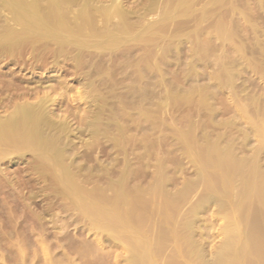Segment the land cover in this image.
Segmentation results:
<instances>
[{
  "label": "rangeland",
  "instance_id": "rangeland-1",
  "mask_svg": "<svg viewBox=\"0 0 264 264\" xmlns=\"http://www.w3.org/2000/svg\"><path fill=\"white\" fill-rule=\"evenodd\" d=\"M98 1L104 3L103 0H98ZM145 1H147V0H121L120 1L123 8H125V9L127 8L126 9L127 11H132V12H130V14H131L130 16H131L132 20L134 17L136 18V15H138L139 12L143 16V17H141V15H140V18H142V19L136 18L133 20L134 22L139 20L140 22H138L139 24L137 23L138 24L137 26H140V28H143L139 31L140 38L139 37L138 38L136 37L137 39L135 38L136 39L135 41H137L140 44V46L136 42L137 45H135V46L133 45L132 48L130 47L132 49L130 51V52H132V54L128 53V54H126V56L124 55L125 58L122 55H118L115 58L119 59V60L112 59L111 61L108 62L109 64L107 63L108 65L113 67V68L111 67L112 69L115 70V67L117 66L118 63L121 67H125L126 63L130 64V61L134 60L133 62L137 63L139 65V67L141 68V67H143V64L145 65V62H146L145 60H147L149 58V56L152 55L151 56V65H153V67L151 66V70H150L151 71V81L149 82L147 78H144L145 75H143L144 77H141V79L139 80L140 82L138 81L140 84H138L136 87L139 88V87H143L144 85H147V87L150 89V91L152 93L151 94L152 98L150 97V99H151L150 102H152V103H149V105L151 104L150 105L151 106V109H150L151 115H150L149 121L151 124L150 127L153 130L149 128L148 122L144 119V117H142L138 113L141 111V104L143 105L142 106V108H143L145 104L148 105V102L147 101L142 102V100H140L139 97L142 98L143 95H141V94L138 95L139 92L136 93L137 91H135V96H136L135 98H137V97L139 98V99H137V102H138V100H140L139 102H142V103H140V105L137 102H136L137 104L135 103L136 106L138 105V107H136L137 109L135 110L134 115L140 116L139 123H137L134 119L133 120L135 123H137L136 125H139L140 127L138 126L139 128H136V125L134 123H132L133 121L131 122V120H132L131 118L125 117V118L119 120L120 123L125 127V128L123 127V129H125L124 131L126 132V130H127L126 134H128L126 136L124 131H123L124 133H121V137L122 138L124 137V139H121V141L127 140V142L123 141L121 143H123L125 147L127 146V143H128V146H129V147L127 146L126 149L124 146H121V145H123L121 143H120L121 145L119 144L120 147L117 146L115 148L112 146V143H111V141H109L110 139L108 138L112 135L111 133H109L110 135L107 136V138L106 137L102 138L101 137L102 135L101 136L98 135L99 137L97 136V138H94L95 136L90 135V133L85 130V127L83 125L84 122L82 119L80 120V118H82L83 115H85L84 113L88 112L89 108L94 107V105H93L94 102L93 103L87 102V101L85 102V100L83 98V91H85L84 82H83L84 78L82 75H79V73L81 74L80 70L76 71L69 61L68 62H66V61L60 62V64L58 66L51 67V63L48 59L46 62H49V63L48 64L46 62L44 63L45 65L47 64V66L43 65V67L36 68V70H35L33 68L28 67L27 65L25 67H22L21 65H24V64H21L20 62L18 63L16 61H8L7 59H6V61L0 60V94H2V96H4L6 92L8 93V91H15L14 89H16V88H18V89L20 88V90H21L22 87H18V85L20 86V84H21V86H23V89H26V87H29V85L32 86L34 83L37 85L38 83H36V81L38 79H39V82L41 80L42 83L41 82L40 83L42 84V86H43V84L45 86L43 89L40 88L39 91H54V93H57V94L63 93V97H65V98H62L63 99V100H61L62 103H59L56 111L59 112L58 115L60 114L61 116L59 115V117H61V118H64L65 115H66L65 118L69 117L67 120L69 121V124L72 126V128L70 127L72 129V136L70 135V137H71V140L75 143V149H77V151H78V153L76 155L77 157L75 158L76 161L79 160L78 163L80 164V160H81L82 165H87L85 167L90 166L91 168H89V167L88 168L91 169V172L93 173V175L91 174L90 179H94V180H91V181L89 180L90 183H88V181H86V182H84L85 183L84 185L87 188H90V186H92V185H93L92 186L93 188H98L99 186L106 187L105 190L106 191L108 190L106 193L110 195L112 192L115 191L114 186H115V184H117L115 182V179L117 180V178L119 177V174L121 173V171H123L122 173L125 176V178H124L125 181H123V182H125L127 184L128 190H130L129 187L133 188L132 191L130 190L131 192L128 191L127 188L125 189L126 191L130 192L129 195H127V197L128 196L129 197H131V196L135 197L136 195H138L135 199L130 198V201L131 200H134V202H135V200L137 201L136 203L131 201L134 203V206L133 205L132 206H133V209L135 208V216L139 220H141V218L143 217L142 221H144V222H141V224L144 223L145 227L143 226L144 225L143 224L140 227L141 228L140 231L142 230L141 232L147 233V235H148L147 240L154 245L156 244V246L159 249L160 248L162 249L161 250L162 253L159 254L158 256H156V263L157 264H165V263H167V264H209L212 261L213 257L215 256V254H217L220 246L225 241L227 235L235 233V232L237 234L240 233L239 226L243 225V224H241L242 222L240 223V221H242L243 218L244 219L246 218L245 219L246 222H244V226H246L248 229H251V230H253V228L255 229V227H256V221L254 219L255 211L249 209L248 205L246 204L247 202L245 203V205H243L244 204L243 200H242L243 202L241 200L239 201L240 205L243 203L240 206L241 207L240 209H242L241 210L242 217L238 216L239 214L236 215L234 208L231 207L230 202L226 203V201H223L224 203H222V206L221 205L218 206V204H216V203H211L207 206L205 205L204 201H205V198L209 192H207L208 190H206V188L204 189V186L202 185V183L199 182L200 181L199 176H200V171H201L202 166L200 165L201 163L199 162V160L195 159V157L192 156L193 152L190 149H187V146L185 144V142L187 141L186 138L187 137L190 138L191 135L189 133L192 132L191 134H193V135H192L191 139H194L193 138V136H194L195 140H191V141H194L195 144H197L199 142L202 143L203 141H205L204 140L205 137L207 139H210V140L212 138L214 140H219L220 143L222 142L221 144H223V143L225 144V142H228L232 139V142L231 141L230 142H231V144L233 143L232 146L235 147V148L233 147V149H234L235 155L237 154L236 155L237 158H246V157L247 158H250V157L253 158L255 156H258V154H259V157H257L256 167L258 166L257 169L258 170L260 169L263 171L262 175L264 176V150H262V149H261L262 151L259 150L260 148L264 147V140L261 141L262 140L261 136H260L261 139H259V137H258L259 134L257 133V132H259V130L257 131L258 128H256L258 125H260L261 119L263 120V123H264V119H263L264 117L262 116V115H264V110H263L264 108L262 107L264 105V77H263L264 74L262 75V73H261V72L264 73V70L260 68L261 72H259V67H260L259 61L262 60V59H260L262 57L257 56L258 54L253 56L254 53L250 54V55H249V53L248 54L246 53V56H247L246 58H249V61L251 60L250 63H252V61L255 62V65L258 66V68L256 66L254 67L253 63L251 64V66L256 68V70H258V72H256L255 69H253L254 71H252V70H250V68H247L246 69L247 71L243 70L245 62L243 61V59H240L241 55L236 50H234L235 48L231 47V49H233V51L231 49L227 48L228 47L227 45H226L227 47L225 46L226 51H225V49L222 48L224 50V52L223 51H221V52H223V53L228 52L227 53L228 56L225 54L228 58H230L229 54H231L230 56L233 55L232 56L233 58H230V59H234V64L230 68V65L228 62L230 60H228L227 61L228 64L226 63L225 65H227V67H229L230 70H234L236 68L240 69V67L242 66L241 68H243L242 71L244 72L243 73L240 70L241 73L238 76L239 78L236 77L238 79L234 81V83H236V85L234 84L232 87L226 86L225 88L222 85L223 87L221 86V89H220V86L216 87V88H212L214 86H218V84L212 83V81L213 82H215V81H214V79L210 78L209 75H212V74L214 76L216 74L218 75L219 69L216 71L215 68H219V67H215V68L213 67V70H211L212 68H211L210 64L213 63V60L210 58L213 57L211 55H217V53L219 54L220 50H222V49L212 50L211 52L214 54L209 53V56H210V57L208 56L209 57V60H208L209 64L204 65L202 60L201 61L196 60L195 63L197 64V66H195V68H196V73L198 75L200 74L198 76L199 78L196 77L194 79V77L192 76L194 73L192 75H189L192 77H188V75H186V71L184 72L183 70H186L185 67L187 66V63H188L187 61H190V59L192 57V55H188V54L189 53L192 54L194 52V51L192 52V50H194V48H196V47H197L196 49H199L201 46V48L199 50H202V47H204V45L202 46V44L204 42L203 40L206 38L205 35L207 33L209 35L208 31L211 30L209 27L210 24H208L207 22L213 23L216 19H219V18L221 20L224 18L222 21V23H224V24L231 25L229 22H231V23L233 22V24L238 25V26L235 25L236 29L238 27V29H237L238 34L236 33L235 37H233V39L235 38L232 42L234 47L235 46L238 47V46L242 45L243 43H246V41L248 42V39L250 40V42H249L250 44L246 43V44H249V45H247L248 47H250V45L255 41L261 42V44L260 43H257V44L262 45V43L264 41V32H263L264 31V29H263L264 28V21H263L264 20V6H262V4H264V0H262L263 3L260 0H258V1H260L259 4L262 3L260 6L258 5L261 8L260 11H259L260 8L258 9V6H257V4H258L257 0H256L257 3L255 0H250V1L249 0H241V1L240 0H231V2L234 1V3L237 4L236 6H234V8L230 7L231 6L230 0H225V1H228L226 5H228V3H229V5L227 7H226V5L222 7L221 6L222 3L221 4L217 3L218 5L220 4V7L216 6V9L219 8V10L218 9L213 10L212 8H214V7L210 8V11H215L214 12L215 15L213 14V12L210 14V11H209V13H207V16H205V20H203L204 23L208 26L203 25L204 24L203 21H199L198 20V14H196L199 10H200L199 12L201 13L202 9H200L199 7L202 5L204 6V4L206 3L205 1H207V0H205V1L204 0H202V1L198 0L199 2L201 1L204 4L199 3L200 4L199 5L198 3H196L198 1H196L195 2L196 4L194 3L193 4L194 6H191L190 9L194 11L193 12L194 14L191 11H189V12L187 11L185 14H182V15L179 14L180 16L179 15L176 16V13H175L174 17H172V20H171V15L166 14V13H165L166 14L165 15L164 12H162L164 10V7L161 8L160 5H159L160 8L159 7H157V8H158V10L162 9L161 11L160 10L158 11L157 8L155 7L151 11L145 12L146 13L145 14L144 11L147 8L146 3L149 4L148 1L147 2H145ZM209 1L211 2L213 0H209ZM252 1L253 2L255 1V3H253ZM150 2H151V6H152V0H150ZM237 2L240 3L241 5L240 4L238 5ZM223 3L225 4V2H223ZM231 4H233V3H231ZM254 4H255V8L253 9ZM225 7L226 8L230 7L231 9L229 8L230 10H228V9L227 10L230 11L229 13H231V14L234 11L233 15H231V14L229 15V13L225 14V12H226V10H224V9H226ZM243 11L247 12V13H245V15H244ZM239 12H241V14ZM135 13H138V14H135ZM189 13H190V15H189ZM158 14L160 16H158ZM208 14H209V16H208ZM218 15H219V17H218ZM238 15H239V18L237 17ZM240 15H241V17H240ZM242 15H243V17H242ZM192 16H194L195 18H193ZM216 16H217V18H216ZM246 17H247V19H246ZM186 18H188L189 20ZM192 18L194 19L193 21H192ZM208 18H210V19H208ZM234 18L237 19L238 22ZM158 19H160V20L162 19L161 20L162 23L160 21H158ZM211 19H212V21H211ZM229 19H230V21H229ZM143 20H144V22H143ZM155 20H156V22H155ZM206 20H208V21L206 22ZM225 20H226V22H225ZM243 20H245V21H243ZM166 21H168L170 23H168V22L166 23ZM194 21H197L196 22L197 24ZM249 22L250 23L252 22L250 25H252L253 27L255 25V27H256L255 31H254L253 27H252V30L244 31L246 29L251 28L250 25L247 26L248 28L245 26V25H248ZM158 23H160V24H158ZM175 23H176V26H174ZM179 23L182 25H180ZM184 23H186V24H184ZM140 24H143L144 27ZM189 24H190V27L187 26ZM261 24H263V25H261ZM152 25H155V27L153 26V30L155 31V29H156V32L153 31V33H155V35L152 34V30L149 28V27L152 28ZM197 25H199V26L201 25V26L199 27ZM147 26H149V27H147ZM171 26H172V28L174 26L175 30H174V28H173V30H171L172 29ZM210 26H212V24ZM231 26H232V28H234L233 27L234 25H231ZM145 27H146V29H145ZM163 27H165L164 30L162 29ZM176 27H177L178 33L176 30ZM181 27H183V28H181ZM188 27H189V29H188ZM196 27H197V29H200V31L202 29H205L204 27H206L205 30L207 32H205V30L201 31V33L202 32L206 33L205 35H203V33H202V35L205 37L204 38L202 36L203 40L200 37L201 33L199 31V33H200L199 34V40H201L203 42H200L199 40H197V42L199 41L201 44L199 42L197 43V42L193 41L194 43L191 46L192 42L190 43V41L188 42L187 40H185L183 42L184 39H182L181 41L183 42L182 43L183 45L180 44L178 49L174 48L172 45H170V47L168 49L166 47L164 48V45H163V48H160L162 46L160 41H157V40H155L157 42L153 41L155 38L156 39L158 38V37H155L157 34H158L157 36H160V38L163 37L165 40L168 39L165 37H170V35H172V36L182 35V38H183L184 34L186 35L188 33H191L192 31H190V29L194 30V29H196ZM208 27H209V30H207ZM148 28H149V30H148ZM166 28H168V29L171 28L170 29L171 32L167 29V33H165ZM236 29H235V32H236ZM262 29H263V31L261 32ZM146 30H148L149 32L151 30L150 33L152 36L150 35L149 32H148L149 33L148 35H147V33L144 35L143 33H145ZM160 30L164 35L160 33ZM212 30H214V29L212 28ZM241 30L243 33L241 32ZM141 31H143V32L141 33ZM251 31L256 32V33H253V32L249 33ZM180 32H182V33H180ZM185 32H188V33H185ZM168 33H169V35H167ZM214 33H217V32L215 31ZM246 34H247V36H246ZM212 35H213V38H214V36H216L215 34H213V32H211V36ZM144 36H145V38H143ZM149 36H151V37H149ZM141 37H142V39H141ZM246 37H247V39H246ZM139 39H140V41H138ZM143 39H144V41L141 42V40H143ZM147 39L148 40L150 39V41H148ZM241 39L243 41H240ZM244 39H245V41H244ZM214 40H216V39L214 38L212 40L210 38L209 43L213 44L212 42H214ZM235 40H237V41H235ZM135 41H132V42L129 41L126 44L128 46L130 44H133V42L135 43ZM186 41L188 43H186ZM217 41H218V39L216 40V42ZM251 41H253V42L251 43ZM147 42L150 44H148ZM154 42L156 43V45L158 42L160 44L158 43L159 44L158 46H153V45H155ZM216 42H214V43L216 44ZM236 42L238 43V45ZM151 44H153V45H151ZM188 44H189V46H188ZM194 44L196 47L194 46ZM220 44H218L219 48L222 47V46H219ZM135 47H136V49H134ZM180 47H183V48H180ZM190 47L191 48L193 47V49L190 50L191 49ZM248 47H246V48H248ZM125 48H127V47L125 46L121 50L130 49L129 46H128V49H125ZM149 48H151V50H149ZM163 49L164 50L167 49V50H165L166 52L163 51ZM181 49H182V51H181ZM218 50H219V52H218ZM142 51H144V52H142ZM150 51H152V52H150ZM197 51L198 50H196L195 52H197ZM213 51H216V52H213ZM234 51H235V54L233 53ZM133 52H134V54H136L135 55V57H137L136 60H135V57L133 56L134 55ZM161 52H163V53H161ZM141 53L143 55H141ZM144 53H145V56H144ZM157 53L159 54V56L156 55ZM170 53H172V54H170ZM173 53H175V54H173ZM129 54H131L130 56H133V57L128 56ZM154 54H155V57H153ZM236 54L239 55V56L238 55L237 56L240 57L239 58L240 64L242 63L243 65L241 64V66H240L239 62L237 63L238 57H236L237 61H235L236 60V58H235ZM179 56H180V59H179ZM251 56H253V57H251ZM126 57H127V59H126ZM145 57H148V58H145ZM258 57H259V60H258ZM152 58H155V59H152ZM163 58L165 60L166 59H169V60H166V62H165V60ZM120 59H121V61H120ZM127 60H128V62L124 63ZM142 60H144V62ZM103 61H104V63H106L105 58L102 59V62ZM112 62L115 65V67H114V65H112ZM141 62H143V63H141ZM162 62L163 63L165 62V64H163ZM192 62L194 63V60ZM201 62L204 66L200 65ZM122 63L124 64V66H122ZM153 63H155L156 65ZM230 63H232V62H230ZM260 63H261V61H260ZM18 65H19V67H18ZM234 65L235 66L238 65V66L234 68ZM159 66H161V67L158 68ZM157 68L160 69V73L157 71ZM204 68L205 69L207 68L206 72H204V70H205ZM142 70H144V68H142ZM155 71L158 73H155ZM210 71L212 72V74ZM213 71L217 72V73L214 74ZM161 73H163V74H161ZM156 74H158V76ZM206 74H209V75H206ZM201 75L202 76L204 75L206 77L203 78L204 77L203 76L202 79H200ZM121 76L120 75L113 76V80L118 79L117 83H120L119 84L120 87L118 86L116 91H113L114 93H112V94H115L117 91L119 92V94H118V92L116 93L119 96L117 95L118 97L113 99L115 104H116V105L114 104L113 109L115 108V110L116 111L118 110L119 112L125 111L127 114V113H130V110H129L130 107L126 106V104L124 103L126 99L123 96V93L125 91L129 90L130 87H127L124 84H126V83L128 84V81H130V80H129V77H127V75H124L127 78L124 77L123 75H121ZM241 76H243V77L241 78ZM208 77H209V81L212 79V81H210V83L214 86L207 87V84L209 83V81L207 80ZM35 78H36V80H35ZM142 78H144V79H142ZM8 79H9V81H8ZM192 79L194 81H191ZM197 79H199L200 81ZM95 80H97V78ZM125 80H127V81H125ZM203 80H204V82H203ZM206 81H207V84L205 85L206 87L203 88L204 83H206ZM58 82H59V84H58ZM122 82L124 83L123 85L125 87L121 85ZM16 84H18V85H16ZM45 84H47V85H45ZM49 85H53V88H51ZM208 86H211V85H208ZM12 87H13V90H12ZM48 87L50 88V90ZM145 87L146 86H144V88ZM190 87H192L191 88L193 90L192 92H191ZM154 88H155V90H154ZM175 88H176V90L178 89L179 91H176ZM183 88H185V89H183ZM197 88H199V89L197 90ZM200 88H202L203 90L205 89V92L207 91V93L209 94V98L206 97L207 93H205ZM206 88H208V89L206 90ZM209 88L211 91L209 90ZM230 88H233V89L230 91ZM189 89H190V91H188ZM105 90L104 91L100 90L102 92L97 90V92H99V94L101 93L100 95L103 96ZM199 90L200 91L202 90V92H200ZM212 90H215V91H212ZM160 91L164 95L167 92H168L167 94H170L169 91H171L172 96L169 95L170 98L168 96L165 99V98H163L164 96L163 97L161 96L163 94ZM185 91H186V93H185ZM187 91H188V93H187ZM198 91L200 93H198ZM203 92H204V95L206 94L205 98L203 97L204 95L201 94ZM54 93L52 92V94H54ZM155 93H158L160 95H158V94L155 95ZM189 93H191V94H189ZM212 93H213V95H212ZM57 94H55V95H57ZM176 94H177V96H176ZM186 94L187 95L189 94V96H187ZM109 96H111V95H109ZM200 96H202V97L200 98ZM161 97L163 99H161ZM159 98L161 100H159ZM108 100H110V98ZM121 100H122V102H121ZM186 100H188V101H186ZM167 102H169V103H167ZM160 103H163L165 105L160 104ZM252 103L254 105H252ZM109 104L110 103L108 102L107 105H109ZM147 105H146V107H147ZM153 105H154V107H152ZM159 105L161 107H163V106L164 107L161 108ZM203 105H204V107H203ZM116 106L117 107L119 106L118 109L116 108ZM244 106L248 107V108H244ZM157 107H160L161 109L160 108L158 109ZM261 107L263 109H261ZM138 108H140V109H138ZM156 108H157V110H155ZM259 108L262 110L263 114H261V110ZM85 110H86V112H85ZM241 110H243L244 113ZM255 110H257L255 112L256 114L254 113ZM67 115H71V116L67 117ZM129 119H131V120L128 121ZM212 120H213V122H211ZM124 122H131V124L130 123L125 124ZM227 123H229V125ZM127 124H128V126H127ZM145 124L148 126V128H147V126H145ZM255 124H257V125H255ZM132 126L135 127V129ZM153 126H154V128H153ZM127 127H128V129H126ZM144 127H145L144 131H146V129L151 130L149 132V134H148V131L144 132L142 130ZM184 127L186 129H184ZM190 128H191V130H189ZM131 129L133 130L132 132L130 131ZM115 132L116 131H114L113 133H115ZM130 132L131 133L134 132L132 134V136H131ZM244 132H247V133H244ZM185 133L188 134V136L186 135L187 137L185 136ZM202 133L205 136H202L203 135ZM242 133H244V136H245V134H248V135H246L248 138L246 136H245L246 137L245 139H244V137L242 138V135H243ZM140 134H142V135H140ZM196 134L198 135L197 138H196ZM134 135H135V138L133 137ZM128 136H130L131 138ZM201 136L203 137V139ZM91 137H92V139H94L93 141L90 140ZM147 137L149 139H147ZM226 138L227 139L230 138V140H227ZM85 139H87L86 141L90 142V143H88L87 146H83L84 142H86ZM213 139H212V141H213ZM95 140H97V141H95ZM106 140L109 141V143ZM134 140H136V141H134ZM138 140L139 141L141 140V143H139ZM201 140H203V141H201ZM132 141L134 144L132 143ZM144 141H146V143ZM99 142H101V143L104 142V143L101 144ZM262 142H263V144H262ZM79 143H81V144H79ZM143 143H145V144H143ZM180 143H182V144H180ZM92 144H95V146L93 145V147H92ZM141 144H143V146ZM76 145H78V146H76ZM181 145L184 146L185 151H183L184 149ZM256 146H258L257 150H259V153H258V151L255 150ZM87 147H88V150H87ZM180 147H182V148H180ZM131 148L133 151L130 150ZM118 149H121V150H119L120 153H118L119 152ZM189 150L191 151V153ZM121 152H123V153H121ZM124 154H126V155H124ZM28 156H25L24 157L25 159L23 158V160H19L17 163L16 162L17 160H15V158L13 159V156L11 155L9 158L12 157L11 158L12 160L6 159V161L4 160L1 164V168L3 167V169H2V171H0V191H1L0 192V240H1L0 241V264H9V263L13 264L11 262L14 260V258H16L15 255L19 254L21 252H22V254L26 255V259H27V257H30L28 259L29 262H27V264L30 263L32 258L37 259L39 261V262L37 261L38 263H36V264H42V263L47 264L49 262L48 259H50L51 256H53L55 258H59V257L64 258L63 254L67 255L69 259L72 258L71 261L75 264H131L132 263L131 262V253H130L131 251L129 250L130 246H129V244L126 243L127 241L125 240V237L123 239V236H122V235L125 236V234L127 235L131 231L130 228L124 230L125 232L123 231V232H117V233L103 231L102 229H97V228L92 227L91 223L90 224L88 223V221H89L88 219H87L88 220L87 221V220H84V218H82L84 221H86V222H83V220L80 219L82 215H80L81 213H79L77 209H71L68 212L65 211V209L62 208V205L65 203L68 204L67 203L68 199L63 198V200H61L62 198H58V199L52 198L51 188H53V187L50 184L51 178L48 177L49 175H47V174H39L36 172H32V170L29 168V157ZM82 156H84V157H82ZM86 158H87L88 162H87ZM122 158L125 161H123ZM84 161H86V162H84ZM111 161H115V163L113 162L114 163L113 164ZM126 161H127V163H126ZM161 162H163L162 165L165 168L161 165ZM86 163H88V164H86ZM124 163L127 164L126 166H128V165L129 166L124 167V165H125ZM96 164H98L99 166ZM100 165H102V166L100 167ZM4 167H5V169H4ZM6 167H7V169H6ZM93 167L94 168L96 167V169H94ZM98 167H100V168H98ZM122 167H124V169ZM104 168H105V170H104ZM29 169H30V171H29ZM155 169H156V171H155ZM98 171L100 173H96ZM94 172L96 174H94ZM106 172H108V173H106ZM118 172H119V174H118ZM116 173L118 174V177H117ZM122 173L120 175H122ZM157 173L158 174L160 173L161 175H158ZM156 174L158 175V177H161V178L163 176L165 177L167 175L166 176L167 178L165 177L166 179L164 177H163V179H161L162 185H160V188H159V186L154 188L156 190L160 189V191H161V192H159L160 194H158L156 192V194H158V197L155 196L156 194L154 195V191H152V193L150 192L153 188V186L151 185L153 183V180H154V183L156 184L155 180L158 179V178H156L157 177ZM197 174L199 176H197ZM43 176H45V177H43ZM106 176H108L109 181L107 180ZM3 177H4V180H3ZM115 177H117V178H115ZM38 178H39V180H38ZM49 178H50V180H48ZM42 179H43V181H42ZM113 179H114V181H113ZM98 180H99V183H98ZM100 180H102V181L100 182ZM106 180L108 182H105ZM263 180H264V177H263ZM194 181H196V182H194ZM104 182L106 183V185L104 184ZM125 183H124V185H125ZM154 183H153V185H154ZM94 184L96 186H94ZM108 184L110 186L107 187ZM111 184H112V186H111ZM131 184H132V186H131ZM41 185H42V187H41ZM148 185H149V187H148ZM113 187H114V189H113ZM123 187L125 188L126 186H123ZM150 187H151V190H149ZM42 189H44V190H42ZM136 189H137V191H136ZM49 190L51 193H48ZM234 190H236V189H232V193H234L232 199H234L233 201L236 202L237 201L236 199H238V197L236 196L237 190L236 191H234ZM133 191L136 194H134ZM179 191H180V193H179ZM16 192L19 194L21 193V194L17 195ZM128 192H126V193L128 194ZM162 192L166 193V194L163 193L166 197L163 196V194H161ZM182 192H184V193H182ZM28 194H31V196H28ZM130 194H132V195L130 196ZM185 194H187V195H185ZM39 195H41V196H39ZM152 196H153V198H152ZM43 197H46V199ZM155 197H157L158 199H156ZM235 197H237V198H235ZM168 198L169 199L172 198V199H170V201L173 202V204L176 206L177 209L175 208V210L179 209L178 210L179 213H178V211H175V210H173L174 212L171 209L168 210L169 213L172 212V215L171 214L170 215H171V217H173V221H171L172 223L167 222L169 224L171 223L170 224L171 226L168 224V226L171 228H169L167 226V223H165V221H164L165 220L164 219L165 213L163 211L158 210V208H160V206H159L160 203H162L163 201H165ZM138 199L145 201V203L143 202L144 204L143 203L141 204V200H140V202H138L139 201ZM26 201H27L28 205L26 204ZM48 203H50V205H48ZM138 203H140V205H141L140 208H138V206H140ZM135 205L137 206L138 209L136 208ZM142 205H143V207H142ZM145 206H147V207H145ZM177 206H179V208ZM228 207H230V208H228ZM252 208L254 209V206H252ZM32 209L34 210V212ZM229 209L231 212L229 211ZM158 211L160 213H158ZM192 211H195V212H192ZM151 212H153L155 214L153 215ZM139 213H140V215H139ZM40 214L42 215V217ZM76 214H78L79 216H77ZM228 215H230L231 217L228 218L227 217ZM34 216H35V218H34ZM53 216H55V217H53ZM150 216H151V218H149ZM174 216H175V218H174ZM178 217L179 218L181 217V218L178 220ZM75 219H77V220H75ZM34 220H36L37 223L34 222ZM74 221L76 224L74 223ZM161 222L163 225L161 224ZM184 223H186V224H184ZM11 224H13L14 226ZM24 225L26 228L24 227ZM59 226H61V227L63 226V228H61V227L59 228ZM161 226H162V228H161ZM165 226L167 228L164 230ZM179 226L182 228H180ZM172 227H173V229H175V227L179 228V229H176V230H178L177 237L175 239L172 238L171 241L164 238L166 241H163L164 239H161L160 234L169 233L170 230H173ZM92 228H94V229H92ZM161 229H162V233L160 232ZM101 231H103V232H101ZM158 231L160 232L159 234H158ZM97 232H99V233H97ZM60 233H63V234H60ZM157 234L160 235V239H159V237H157L158 236ZM118 235H120V237ZM163 235H162V237H164ZM167 235L169 236V234H167ZM184 235H186V236L184 237ZM167 238L169 239L171 237H167ZM123 240L126 242H124ZM186 240L188 241V242H186L187 244L185 243ZM160 243L164 247H161ZM164 243H165V245L167 244L166 247H165ZM1 246L4 247L5 250ZM9 252H10V254H9ZM27 253L29 254V256L27 255ZM49 253H51V254H49ZM6 254H7V256H6L7 258H5ZM12 254H14V255H12ZM260 254H261V256H260ZM260 254L258 255L259 257H253L252 261L255 260V264H264V253L262 254V252H261ZM188 255H189V257H188ZM159 257H160V259H159ZM259 258H260V260H259ZM34 259H33V262H34ZM15 260H17V258ZM15 260H14V262H15ZM46 261H47V263H46ZM64 261L62 260V262H64ZM7 262H9V263H7ZM141 262H143L142 264H144L145 261H141ZM145 263H147V262H145ZM139 264H141V263H139Z\"/></svg>",
  "mask_w": 264,
  "mask_h": 264
},
{
  "label": "bare ground",
  "instance_id": "bare-ground-1",
  "mask_svg": "<svg viewBox=\"0 0 264 264\" xmlns=\"http://www.w3.org/2000/svg\"><path fill=\"white\" fill-rule=\"evenodd\" d=\"M103 1H104V3L103 2H100L98 0H0V60L1 61L2 60L3 61H6V59H7L8 61H16L18 63L20 62L21 64H24V65H21L20 64L22 67H25L27 65L28 67L33 68L35 70H36V68L43 67V65H45L44 63L48 59H49V61L51 63V67L58 66L60 64V62H64V61L68 62L69 61L72 64L73 68L76 71L77 70L78 71L80 70L81 74L79 73V75H82L83 78H84V81L83 82H84L85 91H83V98H84L85 102L86 101L87 102H92V103L94 102V104H93L94 107L89 108L88 109V112H86V110H85V112H86V113H84L85 115H83V117L80 118V120L82 119L83 122H84L83 125L85 127V130L88 131L90 133V135L95 136L94 138H97L98 135H100V136L102 135L101 136L102 138H104V137L107 138V136L110 135L109 133H111L112 135L110 137H108V138L110 139L109 141H111L112 146L116 148L117 146L120 147V145L123 144L121 142H123L124 140L121 141V139H124V137L123 138L121 137V133H124L125 132L124 131L125 129H123L124 126L120 123L119 120H121V119H123L125 117L131 118L132 120L129 119L128 121L131 120V122L133 121L132 123H134L136 125L137 123H139V119H140V116L139 115H141L148 122L149 128L152 129L150 127L151 124H150V121H149L150 115H151V112H150L151 111L150 110L151 109V106H150L151 104L149 105V103H152V102H150V100H151L150 97H151V94L152 93H151L150 89L147 87V85H144L143 83L142 84L144 86H146L145 88H144V86L143 87H139V88H137L136 86L138 84H140L139 83L140 82L139 80L141 79V77H144L143 75H145L144 78H147L149 82L151 81V71L150 70H151V66L153 67V65H151V56L152 55H150L149 58L148 57H145V58H148V59L145 60L146 61L145 62V65L143 64V67H141V68L139 67V65L137 63L133 62L134 60H132L131 58L130 59L132 61L129 60L130 61V64L129 63L128 64L126 63V62H128V60L124 62V63L127 64V65L125 64V67H121L119 65V63L115 67V65L112 62V65H114V67H115V70H114V69H112L113 68L112 66L108 65L109 64L108 62L111 61L112 59L119 60V59H116L115 58L118 55H122L125 58L126 54H128V53H131L132 54V52H130L132 50L131 48H132L133 45L134 46L137 45L136 44L137 41H135V40L138 37L140 38L139 31L141 29H143V28H140V26H137L139 24L138 22H140L139 20L138 21L135 20L136 22L133 21L136 18H140V15H141L140 12H139V14L138 13H135V14H138V15H136V18L134 17L133 20H132L131 19V16H130L131 15L130 12H132V11H127L126 10L127 8L126 9L123 8L122 5H121V2H120L121 0H106V1L103 0ZM147 1L149 2V4L146 3L147 4V8L144 11V13L151 11L155 7L156 8L157 7L160 8V6H161V8L164 7V10H165V11L163 10L162 12H164V14L166 13V14L171 15V20H172V17H174V14L175 13H176V16L179 15V14H181V15L182 14H185L187 11L188 12L191 11L193 13L194 11L191 10L190 8H191V6H194L193 4L196 1H198V0H152V6H151L150 0H147ZM147 1H145V2H147ZM201 1L200 2L198 1L196 3H198V4L200 3L201 4L202 3ZM207 1H205L206 2L205 4L202 3V4H204V6L202 5V6L199 7L200 9H202L201 10V13L199 12L200 10L198 8L197 9L199 11L196 9L199 12L198 13L196 11L197 12L196 14H198V20L199 21L205 20V16H207V13H209L210 8L214 7L212 9L215 10L216 9V6H219L220 7V4L222 3L221 6L223 7L228 2V1H225V0H213L211 2L209 0H207ZM255 1L254 2L252 1V2L255 3ZM257 1H256V3H257ZM260 1L262 2V0H260ZM260 1H258L257 6L258 5L260 6L263 3L262 2L261 4H259ZM223 2H225V4ZM217 3H220V4L218 5ZM231 3H233L234 5L231 4ZM239 4L240 3H238V5ZM228 5H229V3H228ZM228 5H226V7ZM230 5H231L230 6L231 8L232 7L234 8V6H236L237 4H235L234 1L231 2V0H230ZM259 6H258V9L260 8ZM262 6H264V4H262ZM229 8L224 9V10H226V12L223 9L222 10L225 12V14L226 13L228 14L230 12L228 10L231 9V8L230 9ZM254 8H255V4H254L253 9ZM217 9L219 10V8H217ZM157 10H158V8H157ZM260 10H261V8L259 9V11ZM212 12L214 14L215 11H210V14ZM233 12H232V14L229 13V15L230 14L233 15ZM239 13L241 14V12H239ZM245 13H247V12H244V15H245ZM189 15H190V13H189ZM158 16H160V15L158 14ZM194 16H192V17L195 18L196 16L195 17ZM208 16H209V14H208ZM141 17H143V16L141 15ZM218 17H219V15H218ZM237 17L239 18V15ZM240 17H241V15H240ZM242 17H243V15H242ZM193 18H192V21L194 20ZM216 18H217V16H216ZM140 19H142V18H140ZM186 19H188V18H186ZM208 19H210V18H208ZM223 19L221 20L219 18V19H216L215 21L213 20L214 21L213 23L211 22L212 19L210 21L211 23L207 22L208 20H206V22L208 24H210V25L212 24V26L209 25L210 29L212 30V28H213L218 33V34L217 33H214L215 32L214 30H212V31L210 30V31H208L209 32V35H208V33L207 34L205 33V32H207L205 30L206 27H204L205 29H202L201 28L202 30H205V32H202V33H203V35H205V34L207 35V36L205 35L206 38L202 35V33H201L202 30L200 31V29H197V27H196V29H194V30L193 29L192 30L190 29V31H192L191 33L185 32V33H188L186 35L183 33L185 35V36L183 35V38H182V35H180V36H172V35H170V37H165L164 36L165 38H168L167 39L168 41L165 40L162 37L164 39L163 40L162 38H160V36H157L158 34L156 33L157 35L155 37H158V38L157 39L155 38L153 41H155V40L160 41L161 44H162V46L160 45L161 46L160 48H163V45H164V48L166 47V48L169 49L170 45H172L174 48L178 49L179 45L182 44L185 40H187L188 42L190 41V43L192 42L191 43V46H192L194 42H197V40H199V34L201 33L200 34L201 35L200 37L202 38V36H203L205 39L203 40V38H202V40L204 42L201 41V40H199V41L200 42H203L202 46L204 45V47H202V50H199L201 48V46H200L199 49H196L197 47L195 46V44H194V46L196 48H194V50H192L193 47L192 48L190 47L191 48L190 50H192V52L193 51L194 52L192 54H190V53L188 54V55H192V57H191L190 61H187L188 63H187V66L185 67L186 70H183L184 68L182 69L184 72L186 71V75H188V77H192L193 76L194 79L196 77L199 78L198 76L200 75V74L198 75L196 73V68H195V66H197V64L195 63L196 60L197 61H201L202 60L203 61V64L206 65V64H209L208 63V60H209V57H210L209 56V53H212L211 52L212 50H215V49H219L220 50V49L223 48L226 51V48H225L226 45L228 46V47L227 46L226 47L229 48V49H231V47L235 48L234 50H236L241 55V58H240V57H238L239 55L236 54L235 58L238 57V61H237V58H236L235 61H237V63L239 62V64H240L239 58L240 59H243V61L245 62L244 63V69L241 68L242 67L241 66L242 63H241L240 64L241 67L239 66L240 69L239 68H236L237 70L236 69L230 70L229 67H227V65H225V64L226 63L228 64V62H229L230 68L232 67V65L234 64V59H230V58H233L232 57L233 55L230 56L231 54H229V57L230 58H228L227 57L228 56V54H227L228 52L227 53H223L224 52L223 49L220 50V53L219 54L217 53V55H211L210 54L211 56H213L210 59H212L213 60V63H214V64L213 63L210 64V66L212 68L211 70H213V67L214 68L215 67H219V68H215L216 71L218 69L219 70H218V75L216 74L217 72H214L215 70L213 71V73L216 74L217 76L216 75L214 76L211 71L210 72H211L212 75H209V74H206V75H209L210 78L214 79L215 82H213L212 79L210 81H212V83L218 84V86L212 85L210 83L209 77H208L207 80L209 81L210 84L209 83L207 84V81H206V83H204V87L203 88L206 87L205 86L206 84H207V87L214 86L212 88H216V87H219L220 86V89H221V86L222 85L224 86V88L226 86L232 87L234 84L236 85V83H234V81L239 78L238 76L240 75L242 69L245 70V71H247L246 70L247 68H250V70H252V71H254L253 69L256 70V68H254L256 66L255 65V62L252 61V63L254 64V67H252L251 66L252 63H250L251 60L249 61V58H246L247 57L246 56V53L247 54L249 53V55L254 53L253 56L256 55V54H258L257 56L262 57V58H260V59H262V60H260L262 64L259 61V65H260L259 72H261L260 71L261 69L264 70V41L262 40L263 41L262 45H260L261 42H256V41L253 42V41H251V43L252 42L253 43L250 45V47H248L247 45L250 44L249 43L250 40L248 39V42L246 41V43H249V44L243 43L242 45H240L238 47L237 46L234 47V45L232 44V42L235 39V38L233 39V37H235V34L236 33L238 34V32H237L238 27H237V29L235 28L238 25L233 24V22L232 23L229 22L231 25H234L233 27L236 29V32H235V29L232 28L231 25L222 23ZM246 19H247V17H246ZM161 20L158 19V21H160L162 23ZM226 20H225V22H226ZM235 20L237 21V19H235ZM197 21H194V22L196 23ZM229 21H230V19H229ZM243 21H245V20H243ZM143 22H144V20H143ZM155 22H156V20H155ZM167 22L168 21H166V23ZM168 23H170V22H168ZM203 23H204V21H203ZM251 23L249 22V24L248 25H245V26L247 27ZM158 24H160V23H158ZM184 24H186V23H184ZM140 25L143 26V24H140ZM180 25H182V24H180ZM203 25L208 26L205 23ZM261 25H263V24H261ZM153 26L155 27V25H152V28L149 27V26H147V27H149L152 30V34L155 35V33H153V31H154L153 30ZM174 26H176V23H175ZM174 26H173V28H174ZM187 26L190 27V24L187 25ZM197 26H199V25H197ZM189 27H188V29H189ZM209 27L207 28V30H209ZM250 27L251 28H249V29H246V30L243 29V30L244 31L252 30V27L253 26L250 25ZM149 28H148V30H149ZM164 28L165 27H163L162 29L164 30ZM171 28H172V26H171ZM173 28L171 30H173ZM181 28H183V27H181ZM255 28L256 27L254 25V27H253L254 31H255ZM145 29H146V27H145ZM167 29L168 28L165 29V31H166L165 33H167ZM170 29H168V30L171 32ZM263 29L261 30V32L263 31ZM148 30H146V32L143 33V34L145 35L147 33V35H148L151 32V30H150V32ZM174 30H175V28H174ZM176 30H177V27H176ZM199 31H200V33H199ZM142 32L143 31H141V33ZM154 32H156V29H155ZM182 32H180V33H182ZM211 32H213V34L216 35V36H214V38L216 40L218 39L217 42H216V40H214V42H216V44L214 42H212L213 44H210L209 43L210 38L212 40L214 39L213 38V35L211 36ZM241 32H242V30H241ZM252 32L253 31H251L249 33H252ZM160 33L163 34L161 32V30H160ZM177 33H178V30H177ZM253 33H256V32H253ZM247 34H246V36H247ZM150 35H151V33H150ZM167 35H169V33ZM151 36H149V37H151ZM143 38H145V36ZM141 39H142V37H141ZM182 39H184L183 42L181 41ZM246 39H247V37H246ZM129 41L130 42L135 41V43L133 42V44L128 45L129 48L131 47L130 49H128V46L126 44ZM138 41H140V39ZM143 41H144V39L141 40V42H143ZM148 41H150V39ZM157 41H155V42H157ZM187 41H186V43H188ZM235 41H237V40H235ZM240 41H243V40L241 39ZM244 41H245V39H244ZM158 43H157V45H156V43H155V45H153V44H151V45L158 46L160 44V43L159 44ZM257 43H260V44L258 45ZM148 44H150V43H148ZM218 44H220L219 46H222V47L219 48L218 47ZM124 45L127 47L125 49H128V50H121V49H123L125 47ZM237 45H238V43H237ZM139 46H140V44H139ZM188 46H189V44H188ZM136 47L134 49H136ZM246 47H248V48H246ZM180 48H183V47H180ZM149 50H151V48H149ZM165 50H167V49H165ZM165 50L163 49V51H165ZM196 50H198L199 52L198 51L195 52ZM219 50H218V52H219ZM231 50L233 51V49H231ZM181 51H182V49H181ZM216 51H213V52H216ZM221 51H223V52H221ZM142 52H144V51H142ZM150 52H152V51H150ZM158 53L156 54L157 56H159ZM161 53H163V52H161ZM233 53L235 54V51ZM131 54H129L128 56H130ZM133 54H134V52H133ZM170 54H172V53H170ZM173 54H175V53H173ZM212 54H214V53H212ZM135 55L136 54H134L133 56L135 57ZM141 55H143V54L141 53ZM133 56H130V57H133ZM144 56H145V53H144ZM253 56H251V57H253ZM153 57H155V54H154ZM104 58L106 60L105 61L106 63H104V61L102 62V59H104ZM136 58L137 57H135V60H136ZM121 59H120V61H121ZM126 59H127V57H126ZM152 59H155V58H152ZM179 59H180V56H179ZM166 60H169V59H166ZM166 60H165V62H166ZM193 60H194V63L192 62ZM228 60H230V61H228ZM258 60H259V57H258ZM142 61L144 62V60H142ZM143 62H141V63H143ZM165 62L164 63L162 62V63L165 64ZM230 62H232V63H230ZM46 63L48 64L49 62H46ZM155 63H153V64H155ZM47 64L45 66H47ZM203 64L201 62L200 65H203ZM235 65H234V68L238 66V65L237 66H235ZM122 66H124L123 63H122ZM18 67H19V65H18ZM160 67L161 66H159L158 68H160ZM256 67L258 68V66H256ZM142 68H144V70H142ZM158 68H157V71L160 73V69H158ZM206 69L204 70V72H206ZM158 72L155 71V73H158ZM256 72H258V70H256ZM261 73H262V75L264 74L263 72H261ZM161 74H163V73H161ZM115 75H120V76L121 75H123V76L124 75H127V77H129V80L130 81H128V84L129 83L130 84L129 85L127 83L124 84L122 82L121 85L122 86L125 85L127 87H130L129 90H127V91H125L123 93V96L126 99L124 103L126 104V106H129L130 107V109H129L130 110V113H127L126 114L125 111L119 112L118 110L116 111L115 108L113 109L114 104H115V102H114L113 99H115L116 97L119 96L118 95L119 92L117 91L118 94H116L117 93L116 92L115 93L116 95L115 94H112V93H114L113 91H116V89L118 88V86L120 84V83H117V80L118 79L117 80H113V76H115ZM156 75L158 76V74H156ZM189 75H192V76H189ZM203 76L201 75L200 76L201 77L200 79H202ZM124 77H126V76H124ZM205 77L206 76H204L203 78H205ZM236 77H238V78H236ZM242 77L243 76H241V78ZM263 77H264V75H263ZM94 78L95 79L97 78V80H95ZM144 78H142V79H144ZM35 80H36V78H35ZM197 80H199V79H197ZM8 81H9V79H8ZM125 81H127V80H125ZM191 81H194V80L192 79ZM40 82H41V80H40ZM40 82H39V79H38L36 81V83H38L37 85L34 83L32 86L29 85V87H26V89H23V86H21V84H20V86L18 84H16V85H18V87H22V89L20 90V88L19 89L16 88V89H14L15 91H8V93L6 92L7 94L4 92L5 93L4 96H2V94H0V171H2V169H3V167L1 168L2 162L4 160L6 161V159L7 160H10L12 158V157L9 158L11 155L13 156V159L15 158V160H17L16 161L17 163H18L19 160H23V158L25 156H28L29 155L28 156L29 157V168L32 170V172H36V173H39V174H47V175H49L48 177L51 178V180H50V178L48 180L51 181L50 184H51V186L53 188H51L52 193L50 192V190L48 191V193H51L52 194L51 195L52 198L53 199L62 198L61 200H63V198L68 199V202H67L68 204H66V203L63 204V205L61 204L62 205V208L65 209V211L68 212L71 209H77L78 212L81 213L80 215H82L80 219H82V218H84V220H87L88 219L90 222L88 220L87 221H88L89 224L91 223V226L92 227L97 228V229H102L103 231L117 233V232H123L124 230L130 228L131 231L127 235L125 234V236L124 235H122V236H123V239L125 237V240L127 242L124 241V240L123 241L126 242L127 244H129V246H130V249L129 250L131 251L130 252L131 253V262H132L131 264H139V263L142 264L143 262H141V261L147 262V263L144 262V264H157L156 263V256H158L159 254L162 253L161 252L162 249L161 248L159 249L156 246V244L154 245V244H152L151 242H149L147 240L148 239L147 233L141 232L142 230L140 231V229H141L140 227L144 224V223L141 224V222H144V221H142L143 220L142 219L143 217L141 218V220H139L135 216V208L133 209V206H134V203H136L137 201L135 200V202H134V200H131L134 203L130 201V198L135 199L138 195H136L135 197L134 196L132 197L131 196L132 194H130L131 197H129V196H128L129 198L127 197V195H129V193L132 191L133 188L132 187L131 188L129 187V189L131 191L128 190L127 184L125 182H123V181H125L124 180L125 176L122 173L123 171H121L122 175H120L121 173L119 174V172H118L119 177H118V174L116 173L118 178L115 177V178H117V180L115 178L114 179H115V182L117 184H115V186H114L115 187V191L112 192L110 195L106 193L108 191V190L107 191L105 190L106 187L99 186L98 188H93L92 187L93 185H92V186H90V188H87L84 185L85 184L84 182L88 181V183H90L89 180L90 181L91 180H94V179H90L91 174L93 175V173L91 172V169H89L91 167L88 166L89 167L88 168V167H85L87 165H82L81 164V160H80V164H79L78 163V161H79L78 159L80 157L77 159L78 161H76V159H75L77 157L76 155H77L78 151H77V149H75V143L71 140L70 135L72 136V129H71L72 126L69 124V121L67 120L69 118L68 116H71V115H67L68 118H65L66 115L64 116V118H61V117H59L60 114L58 115L59 112L56 111V109L58 108L57 106L59 105V103H62L61 102V100H63L62 98H65V97H63V93L57 94V93H54V91H39L40 88L43 89L45 87L44 84L42 86V84H41L42 82L41 83ZM203 82H204V80H203ZM58 84H59V82H58ZM45 85H47V84H45ZM53 85H49V86L51 88H53ZM208 85H211V86H208ZM13 87H12V90H13ZM191 88L192 87H190V89ZM99 89L100 90H103V91L106 89L103 96L100 95L101 93L99 94V92H97V90L100 91ZM183 89H185V88H183ZM190 89L188 91H190ZM198 89L199 88H197V90ZM200 89H202V88H200ZM207 89L208 88H206V90ZM232 89L233 88H230V91ZM49 90H50V88H49ZM154 90H155V88H154ZM175 90H176V88H175ZM202 90L201 91L199 90V91L202 92ZM209 90H210V88H209ZM135 91H137L136 93L139 92L138 95L139 94L143 95L142 98L139 97L140 100H142V102L143 101H147L148 102V105H149L148 106L147 104H145L144 107L142 108L143 105L141 104V111L140 110H139L140 112L137 111L139 113V115H137V116L134 115L135 110L137 109L136 107H138V105L136 106V104L138 103L140 105V103H142V102H139L140 100H138V102H137V99H139V98L138 97L135 98L136 97L135 96ZM176 91H179V90L177 89ZM188 91H187V93H188ZM192 91L193 90L191 89V92ZM199 91H198V93H200ZM203 91L205 92V89ZM212 91H215V90H212ZM52 92L54 94H52ZM100 92H102V91H100ZM169 92H170V94H167L168 93L167 92L166 93L167 95L166 94L164 95L161 92L163 94L161 96L162 97L164 96L163 98L166 99L169 95H171V91H169ZM204 92L201 93V94L204 95ZM185 93H186V91H185ZM205 93H207V91ZM55 94H57V95H55ZM157 94L158 93H155V95H157ZM189 94H191V93H189ZM189 94L188 95L186 94V95L189 96ZM109 95H111L112 97L109 96ZM158 95H160V94H158ZM212 95H213V93H212ZM176 96H177V94H176ZM202 96H200V98ZM205 96H206V94L203 97L205 98ZM162 97H161V99H163ZM206 97L209 98V94L208 93H207V96ZM109 98H110V100H108ZM169 98H170V96H169ZM161 99L159 98V100H161ZM186 101H188V100H186ZM108 102L110 103L109 105H107ZM121 102H122V100H121ZM167 103H169V102H167ZM160 104H163V103H160ZM146 105H147V107H146ZM163 105H165V104H163ZM252 105H254V104L252 103ZM118 107L116 106L117 109H118ZM152 107H154V105ZM160 107H157V108L159 109ZM163 107H161V108H163ZM203 107H204V105H203ZM262 107L264 108V105ZM262 107H261V109H263ZM157 108L155 110H157ZM244 108H248V107H245L244 106ZM138 109H140V108H138ZM241 111H243V110H241ZM256 111L257 110H255L254 113ZM243 113H244V111H243ZM261 114H263L262 110H261ZM262 116L264 117V115H262ZM133 119L137 123H135ZM131 122H124V123L125 124L126 123H130L131 124ZM211 122H213V120ZM229 123H227V124L229 125ZM255 125H257V124H255ZM127 126H128V124H127ZM138 126L139 125H136V128H139L140 127V126L139 127ZM145 126H147V125L145 124ZM133 128L135 129V127H133ZM147 128H148V126H147ZM153 128H154V126H153ZM256 128H258L257 131L259 130V132H260V133L257 132L259 134V136H258L259 139L262 138L261 141H263L264 140V123H263V120L262 119H261L260 125H258ZM126 129H128V127ZM184 129H186V128L184 127ZM142 130L144 131L145 130V127ZM189 130H191V128ZM114 131H116V132L113 133ZM130 131L132 132L133 130L131 129ZM146 131H148V134H149V132L151 130L146 129ZM146 131H144V132H146ZM131 132H130V134L132 136V134L134 132L133 133H131ZM126 133H127V130H126L125 134ZM191 133H189L191 135L190 138L187 137L188 134L185 133V136L187 135L186 136L187 137L186 138L187 141L186 142L184 141V142H185V144L187 146V149H190L193 152V155L192 156H194L195 159L199 160V162L201 163L200 165L202 166V168H201V171H200V176L198 174H197V176H199V180H200L199 182L202 183V185L204 186V189L206 188V190H208L207 192H209V193H211L213 195V200L211 201V203H216V204H218V206L219 205L222 206V203H224L223 201H226V203L227 202H230L231 203V207L234 208V211H235L236 215L239 214L238 216L242 217V215H241V210L242 209H240L241 208L240 206L243 203L240 205L239 204V201L240 200L241 201L243 200L244 201V204L243 205H245V203L247 202L246 204L248 205L249 209L255 211V217H254V219L256 221V227H255V229L253 228V230H251V229H248L246 226H244V222H246V220H245L246 218L245 219L243 218L242 221H240V223L242 222L241 224H243V225L239 226L240 233L237 234L235 232V233H232V234H230V235H228L226 237L225 244H224V253L218 258L217 264H255V260H253L254 262L252 261L253 257H259L258 255L261 252H262V254L264 253V231H263L264 230V180H263V177L264 176L262 175L263 174V171L260 170V169H259L260 170L259 171L257 169L258 166L256 167L257 157H259V154H258V156H255L253 158L250 157V156H249L250 158H247V157L246 158H237V156H236L237 154L235 155V153H234V149H233L234 146H232L233 143L231 144L232 139L230 140V138L229 139L226 138L227 140H230L231 142L230 141H228V142H225L224 141L225 144L224 143L221 144L222 142L220 143L219 140H214L212 138L213 139V141H212V139L210 140V139H207L205 137L204 138L205 141L201 140V141H203L202 143L199 142V143L195 144L194 141H191V140H195V137L194 136H193L194 139H191L192 138V135H193ZM244 133H247V132H244ZM244 133H242L243 134L242 135V138L244 137V139H245L247 137L246 135H248V134H245V136H246L245 137L244 136ZM197 134H196V138L198 137ZM127 135L128 134H126V136ZM140 135H142V134H140ZM202 136H205V135L203 134ZM260 136H261V138H260ZM128 137H130V136H128ZM133 137L135 138V135ZM147 139H149V138L147 137ZM202 139H203V137H202ZM86 140L87 139H85V141ZM90 140L93 141L94 139H92V137H91ZM95 141H97V140H95ZM109 141H107V142L109 143ZM125 141L127 142V140H125ZM134 141H136V140H134ZM144 142L146 143V141H144ZM88 143H90V142H88V141L84 142L83 146H87ZM99 143H101V142H99ZM102 143H104V142H102ZM132 143H133V141H132ZM139 143H141V140L139 141ZM145 143H143V144H145ZM79 144H81V143H79ZM143 144H141V145L143 146ZM180 144H182V143H180ZM262 144H263V142H262ZM93 145L95 146V144H92V147H93ZM76 146H78V145H76ZM121 146H124V144L121 145ZM127 146H128V143H127ZM181 146L184 149V146L183 145H181ZM126 147H125V149H126ZM182 147H180V148H182ZM255 148H256L255 150L258 151V153H259V150H261V149L264 150V147L263 148H260L259 150H257L258 146H256ZM121 149H118V151L121 150ZM87 150H88V147H87ZM130 150L133 151L132 148ZM183 151H185V149ZM191 151H190V153H191ZM123 152H121V153H123ZM118 153H120V151ZM124 155H126V154H124ZM82 157H84V156H82ZM86 160H87V158H86ZM123 161H125V160L123 159ZM84 162H86V161H84ZM87 162H88V160H87ZM111 162L112 163L113 162L115 163V161H111ZM126 163H127V161H126ZM162 163L163 162H161V165H162ZM86 164H88V163H86ZM96 165H98V164H96ZM126 165L127 164H125L124 167ZM101 166L102 165H100V167ZM128 166H126V167H128ZM100 167H98V168H100ZM124 167H122V168L124 169ZM4 169H5V167H4ZM6 169H7V167H6ZM30 169H29V171H30ZM94 169H96V167ZM104 170H105V168H104ZM155 171H156V169H155ZM96 173H100V172L98 171ZM96 173L94 172V174H96ZM106 173H108V172H106ZM158 175H161V174L159 173ZM158 175L156 177L158 179L155 178L157 180V181L155 180L156 184L154 183V180H153L154 185H153V183L151 184L153 186V188L151 190V187H152L151 186L150 189H149V190H151L150 191L151 193H152V191H154V195L156 194V192L158 194H160L159 192H161L160 189L159 190L157 189L158 191L156 189H154L157 186H159V188H160V185H162L161 184V182H162L161 179H163L164 176L161 178V177H158ZM108 176H106V177H107V180L109 181ZM43 177H45V176H43ZM114 179H113V181H114ZM3 180H4V177H3ZM38 180H39V178H38ZM107 180L105 182H108ZM42 181H43V179H42ZM101 181L102 180H100V182ZM105 182H104V184L106 185ZM194 182H196V181H194ZM98 183H99V180H98ZM124 183H125V185H124ZM94 186H96V185L94 184ZM108 186H110V185L108 184L107 187ZM111 186H112V184H111ZM123 186H126V187L124 188ZM131 186H132V184H131ZM41 187H42V185H41ZM114 187H113V189H114ZM148 187H149V185H148ZM126 188L130 192L126 191L125 190ZM232 189H236L237 190V191L234 190V191L237 192V195L236 194L235 195L238 197V199H236L237 200L236 202L233 201L234 199H232L233 194H234V193H232ZM42 190H44V189H42ZM136 191H137V189H136ZM180 191H179V193H180ZM126 192H128V194ZM133 193L136 194L134 191H133ZM163 193H165V192H162L161 194H163ZM182 193H184V192H182ZM18 194L19 193H17V195ZM158 194H156L155 196L158 197ZM185 195H187V194H185ZM28 196H31V194H28ZM39 196H41V195H39ZM153 196H152V198H153ZM163 196H165V195L163 194ZM157 197H155V198L158 199ZM237 197H235V198H237ZM43 198L46 199V197H43ZM170 199H172V198H170ZM170 199L168 198L165 201H163L162 203H160V205H159L160 208H158V210L163 211L165 213L164 214V216H165L164 219L165 220L163 219L165 221V223L173 221V217H171L172 212L169 213L168 210L171 209L173 211L176 208V206L173 204V202L170 201ZM140 200L138 202H140ZM143 202L145 203V201H142L141 200V204ZM50 203H48V205H50ZM211 203H209V204H211ZM26 204L28 205L27 201H26ZM138 204L140 205V203H138ZM252 206H254V209L252 208ZM140 207H141V205L138 206V208H140ZM142 207H143V205H142ZM145 207H147V206H145ZM177 207L179 208V206H177ZM136 208H137V206H136ZM228 208H230V207H228ZM178 210H175V211H178ZM229 211H230V209H229ZM33 212H34V210H33ZM153 212H151V213L154 215L155 213H153ZM192 212H195V211H192ZM158 213H160V212L158 211ZM178 213H179V211H178ZM76 215L79 216L78 214H76ZM139 215H140V213H139ZM41 217H42V215H41ZM53 217H55V216H53ZM227 217L229 218L231 216L228 215ZM34 218H35V216H34ZM149 218H151V216ZM174 218H175V216H174ZM180 218L178 217V220ZM77 219H75V220H77ZM84 220H83V222H86ZM34 222H36V220H34ZM74 223H75V221H74ZM161 224H162V222H161ZM168 224L169 223H167V226H168ZM184 224H186V223H184ZM11 225H13V224H11ZM143 226L145 227V224ZM24 227H25V225H24ZM60 227L61 226H59V228ZM61 228H63V226ZM94 228H92V229H94ZM161 228H162V226H161ZM166 228L167 227L165 226L164 227V230ZM169 228H171V227H169ZM180 228H182V227H180ZM172 229H173V227H172ZM176 229H179V228L178 227H175V229L170 230V232L167 233V234H169V236L167 234L162 233V229H161L160 230V232L162 233V234H160L161 235V239H164L165 238V239H167L169 241H171L172 238L175 239L177 237V234H178L177 233L178 230H176ZM103 231H101V232H103ZM160 232L158 231V234ZM97 233H99V232H97ZM60 234H63V233H60ZM160 235L157 236V237H159V239H160ZM162 235L164 237H162ZM118 236L120 237V235H118ZM185 236L186 235H184V237ZM167 237H171V238L168 239ZM165 239L163 241H166ZM186 242H188V241L186 240L185 243ZM160 245H161V243H160ZM164 245H165V243H164ZM166 245H165V247H166ZM161 247H164V246L161 245ZM2 248H4V247H2ZM4 250H5V248H4ZM9 254H10V252H9ZM49 254H51V253H49ZM12 255H14V254H12ZM27 255L29 256L28 253H27ZM6 256H7V254L5 255V258H7ZM15 256H16L17 260H15L16 258H14L15 262H14V260L11 262L13 264L14 263L15 264H27V262H29L28 259L30 257H27V259H26V255L25 254H22V252L19 253V254H16ZM63 256H64L65 259L64 258H61V257L55 258V257L51 256L50 259L47 258L49 262L47 263V261H46V263L47 264H75V263H73L71 261L72 258L69 259L68 256L65 255V254H63ZM260 256H261V254H260ZM188 257H189V255H188ZM260 258H259V260H260ZM33 259L34 258H32V260L28 264H36V263L39 262L37 259H34V262H33ZM159 259H160V257H159ZM62 260L63 261L65 260V261L62 262ZM9 262H7V263H9ZM165 264H167V263H165Z\"/></svg>",
  "mask_w": 264,
  "mask_h": 264
},
{
  "label": "water",
  "instance_id": "water-1",
  "mask_svg": "<svg viewBox=\"0 0 264 264\" xmlns=\"http://www.w3.org/2000/svg\"><path fill=\"white\" fill-rule=\"evenodd\" d=\"M212 200H213V195L209 193L205 198V201H204L205 205L206 206L209 205V203H211ZM224 244H225V241L222 243L217 254H215V256L213 257L212 261L209 264H217L218 258L224 253Z\"/></svg>",
  "mask_w": 264,
  "mask_h": 264
}]
</instances>
